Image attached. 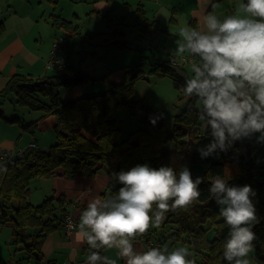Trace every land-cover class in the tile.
Here are the masks:
<instances>
[{"label": "trees", "instance_id": "16d2710c", "mask_svg": "<svg viewBox=\"0 0 264 264\" xmlns=\"http://www.w3.org/2000/svg\"><path fill=\"white\" fill-rule=\"evenodd\" d=\"M47 1L54 6L55 12L58 0ZM54 12L51 14L53 26L71 30V35L77 33L76 27L61 20ZM123 22V19L113 18L110 13H106L104 23L107 31L105 34L90 36V39L103 45L125 47V35L119 31ZM133 27L140 34V42L146 45L153 42L157 32L161 31L157 20H147L144 17L141 6L135 10ZM3 28L0 18V33ZM140 66L141 64L127 69L124 81L120 84L110 85V88L103 92L83 94L68 101L60 97L56 88L67 89L92 83L93 80L67 63L63 71L43 79H33L24 74H15L9 79L6 87L0 90V119L7 123L19 122L18 119L6 118L1 107L9 98H13L18 107L39 112V119L54 116L56 140L46 150L38 147L28 148L22 155H15L4 163L7 171L0 173V226L12 227V245L25 253V259L40 262L41 248L47 235L63 227L64 217L68 212L62 196L57 199L48 197L38 205L31 204L28 198L32 180L48 178L54 174L65 179L76 176L93 177L103 169L110 176V187L103 193V198H107L122 186L115 181L113 172L127 171L137 164L144 163L152 168L171 166L176 171L184 165L190 170L193 179L197 176L205 178L199 185L201 194L187 210L177 209L165 214L160 227L169 226L173 229H170L171 234H160L157 239L166 243L168 237L176 241L186 235L199 241L196 250L203 253L200 264H226L223 260L222 244L230 229L223 219L219 218V208L209 188L212 177H230V185L247 184L256 192L253 200L260 222L253 228L257 239L253 242L252 257L256 262L264 263V168L253 155L252 150L257 143L255 136L234 142L227 152L201 158L197 149L207 145L211 137L208 131L200 126L196 110L192 107L194 97H190L186 107L176 116L170 132L165 131L159 124L153 133L139 128L134 139L119 142L118 124L112 118L111 112L123 106H137L131 98L133 86L139 79H147ZM150 73L170 77L174 88L182 97L185 96L179 91L188 77L183 67L173 66L169 60L156 61ZM34 125L35 122H32L24 128L32 132ZM210 228L215 231L214 238L211 241L202 240ZM155 233V230H148L139 237L147 242L150 238L157 237ZM18 261L14 264H19Z\"/></svg>", "mask_w": 264, "mask_h": 264}, {"label": "clouds", "instance_id": "9594fccd", "mask_svg": "<svg viewBox=\"0 0 264 264\" xmlns=\"http://www.w3.org/2000/svg\"><path fill=\"white\" fill-rule=\"evenodd\" d=\"M179 36L182 41L173 51L195 59L192 75L179 91L196 98V117L211 137L197 149L201 158L227 152L234 142L253 136L257 143H264V0L240 2L234 14L223 19L207 13L199 29L185 24ZM163 115L151 116L150 123L155 125ZM6 171L0 163V173ZM112 176L122 185L118 191L91 199L79 216L77 239L90 249L87 264H117L101 255L102 249L113 248L125 264H195L185 247L170 250L164 245L138 251L134 241L150 227H159L166 213L192 206L205 178L193 179L184 165L176 171L147 163ZM229 179L216 175L209 188L230 229L222 244L223 260L251 264L248 256L257 239L253 228L260 222L253 200L256 192L247 184L230 185Z\"/></svg>", "mask_w": 264, "mask_h": 264}, {"label": "rangeland", "instance_id": "374dc122", "mask_svg": "<svg viewBox=\"0 0 264 264\" xmlns=\"http://www.w3.org/2000/svg\"><path fill=\"white\" fill-rule=\"evenodd\" d=\"M240 2H242V0H216L213 2L212 8H208L207 5L206 9H208L210 13H215L219 18L223 19L227 15L234 14L236 6ZM125 5L126 4L119 3L118 0L113 4L114 10L120 9L125 12L124 15H126L125 24L120 25V29L125 35V47L103 45L90 39V36L101 35L106 32L104 23L105 13L103 12L96 16L94 15L95 17H92L93 19L91 21L87 17H83L80 22H78L80 26L97 22L96 25L92 26V34L87 32L86 36L85 32L77 28V33L74 35H69L65 31H60L57 36V38L62 37L66 41L70 39L64 43V51L62 50V56L67 59V63L74 70H80L93 80L92 83L68 87L67 89L56 88V91L63 100L66 98V95H70L72 91L75 89L78 90L79 88L81 89V93L78 94V96L82 95V93L103 92L109 89L110 85L122 83L127 69L130 70L141 64L140 70L143 72V75L145 74L147 76V79H139L133 86L131 98L137 103V106L134 108L123 106L111 112L112 118H114L118 124L119 142L134 139L137 129L139 128L153 133L155 127L159 124L163 126L165 131L170 132L175 124L176 116L186 107L190 97H182L174 88L173 80L170 77L158 75L156 73L151 74L150 72L156 61H167L169 60L167 58L168 56H172L176 60H179L184 56L177 55L173 50L178 43L182 41V37L179 36V29L185 24L195 27V18L191 14V10L197 6V0H142L139 5H143L141 7L144 10V17L147 20H157L161 27V31L157 32L156 37L153 38L154 41L147 45L143 44L144 42H140V34L133 27L135 21L134 11L137 3L135 2L136 6L133 7V10H129ZM219 12L220 14H218ZM154 17H157V19H154ZM185 55L187 56V54ZM182 67L188 77L192 75L191 64H185L181 66V68ZM1 107L6 118L9 120H19V122L6 123V121L0 119V143L4 140H8V149L10 151L13 149L26 148L29 142L35 140L38 144V148L42 150H46L50 145L55 143L56 138L54 129L52 127L45 129L39 127V121L46 118L39 119V112L29 110L26 107H18L14 104L13 98H9ZM192 107L196 112L198 111L195 97L192 100ZM160 113L164 114L163 118L157 121V125L151 124L149 117L158 116ZM32 122H35V125L32 127L31 132L24 127ZM252 151L258 164L264 168V143H256ZM29 186V201L33 205L41 203L46 193H48V196L51 195V184L45 178H36L32 180ZM262 196L264 198V188ZM153 209L155 210V208ZM219 218L223 219L220 215ZM170 229L173 228L169 226L167 228L166 226L161 228L159 226L150 227L149 231L153 232L155 230L156 235L163 234L167 236L172 232ZM11 230L12 227L10 226H0V259L8 262V260L12 258L8 253V249H11V251L14 252L15 258H19L20 264H50L49 261L47 262V258L43 260V255L40 262H35L33 259L27 260L20 258L21 253L16 250L17 246L13 247L9 243ZM51 233L52 232L49 234ZM214 236L215 231L210 228L206 231L202 240L211 241ZM173 240L174 238L171 237L166 238V245L170 250L177 247H185L190 252L188 259L193 260L195 264L201 263L203 253L200 251L197 252L196 250L199 244L197 239L182 235L179 240ZM148 242L147 245L149 244ZM252 253L253 252L249 253L248 256L251 264H264L256 262L252 257ZM22 254L25 255L24 252H22ZM89 254L90 250L87 248L86 258ZM103 255L116 260L117 264H123V259L119 257L118 250L115 248L105 249ZM52 259H55L52 260L54 262L53 264H65V260H62L63 257Z\"/></svg>", "mask_w": 264, "mask_h": 264}, {"label": "crops", "instance_id": "0c3cea01", "mask_svg": "<svg viewBox=\"0 0 264 264\" xmlns=\"http://www.w3.org/2000/svg\"><path fill=\"white\" fill-rule=\"evenodd\" d=\"M141 1L142 0H118L119 3L126 4L125 6H127L129 10H133V7L136 6L135 2L137 3L136 9L138 6H143L139 5ZM215 1L197 0V6L191 10V14L195 18V28L199 29L201 27L203 16L210 13L208 9H206L207 5L208 8H210ZM115 2H117V0H58L55 6L56 11L54 12V6L47 0H0V18L4 26L0 33V90L6 87L9 79L15 74L28 75L33 79H43L59 73L56 68H47L46 63L50 59L51 46L57 39L60 31H65L71 35V30L66 31L65 29L53 26L51 19V14L53 12L59 15L61 20L70 22L72 27H76V29L78 28V30L85 32L87 36V32L91 33L92 26L96 25L97 22L80 26L78 22H80L83 17H87L91 21L93 19L92 17H95L101 12L105 14L110 13L113 18L123 19V24H125V12L120 9L114 10L113 4H115ZM218 14H220V12ZM154 19H157V17H154ZM119 31H121L120 28ZM67 41L64 39V43ZM64 43L63 49L65 47ZM169 57L171 58L172 56H168L167 58L170 59ZM63 59L64 62L67 63V59H65V57H63ZM80 93V88L78 90L75 89L70 95H66L64 101L82 96L83 93L78 96ZM54 126V116H48L39 121V127L42 129L49 127L54 129ZM32 143L38 147L36 140L29 142L28 145ZM0 146L1 150L14 153V156L19 150L13 149L10 151L8 149V140L2 141ZM45 179L51 184V195L48 196V193H46L43 200L48 197L57 199L62 196L65 202L64 207L68 213L72 214L76 221V225L74 230L68 234L65 230L63 221V227L52 231V233L47 236L42 247L43 260L47 258V262L49 261L50 264H53L54 262L52 260L55 259L52 258L63 257L62 260H65V264H87L86 249L88 245L86 242L81 243L77 239L79 216L91 199H103V193L107 192L110 187V176L102 169L93 177L76 176L72 179H65L64 177L54 174ZM12 237L13 232L11 230L9 243L14 247V245H12ZM157 238L160 237L157 235L156 238L152 237L148 241L156 240ZM147 242L138 235L134 241V247L138 251L146 250ZM16 250L21 253L20 258L25 259V255L22 254L23 251H19L18 248ZM104 250L105 249H103V251ZM8 253L12 258H10L8 262L0 259V263L14 264V262L18 261L19 258H15L14 252H12L11 249H8ZM123 264H125L124 260Z\"/></svg>", "mask_w": 264, "mask_h": 264}, {"label": "built area", "instance_id": "2783aa9c", "mask_svg": "<svg viewBox=\"0 0 264 264\" xmlns=\"http://www.w3.org/2000/svg\"><path fill=\"white\" fill-rule=\"evenodd\" d=\"M63 43H64V38L59 37L57 38L54 43L52 44V48L50 51V59L46 63L47 68H56L58 72H61L65 68V62L62 57V50H63ZM195 59L192 57H189L188 55L182 56L179 60H176L174 57L169 59V63L173 66L181 67L184 66L185 64H192L194 63ZM28 148H36V145L34 143L29 144L26 149H19L16 152V155H22L23 153L26 152ZM14 157V153L1 150L0 149V163H6L9 160H11ZM76 225V221L72 214L67 213L64 217V227L66 232L69 234L71 233ZM149 244L147 245V249L150 247H162L166 245V243L162 242V240L157 239V240H150L148 242Z\"/></svg>", "mask_w": 264, "mask_h": 264}]
</instances>
